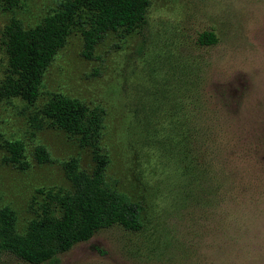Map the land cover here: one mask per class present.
Here are the masks:
<instances>
[{
  "label": "rangeland",
  "instance_id": "374dc122",
  "mask_svg": "<svg viewBox=\"0 0 264 264\" xmlns=\"http://www.w3.org/2000/svg\"><path fill=\"white\" fill-rule=\"evenodd\" d=\"M63 1L0 7V81L5 25L33 27ZM207 31L217 42H200ZM84 50L75 30L34 102L0 99V207L16 211L18 230L43 190L71 186L67 160L94 166L91 148L40 111L59 93L100 112L106 180L141 205L143 228H102L56 264H264V0H150L144 25ZM7 140L24 143V163ZM0 264L31 263L0 253Z\"/></svg>",
  "mask_w": 264,
  "mask_h": 264
},
{
  "label": "trees",
  "instance_id": "16d2710c",
  "mask_svg": "<svg viewBox=\"0 0 264 264\" xmlns=\"http://www.w3.org/2000/svg\"><path fill=\"white\" fill-rule=\"evenodd\" d=\"M19 2L0 0V7L11 10ZM149 4L150 0H64L57 11L33 27L26 28L12 18L1 36L8 67L0 81V99L20 97L34 102L45 69L75 30L82 33L84 55L90 57L107 32H131L144 25ZM200 42L213 44L217 37L207 31ZM40 111L51 125L77 135L81 146L91 148L94 166L88 171L80 167L78 158L67 160L64 170L71 186L43 190L42 200L32 205L35 216L24 232L18 230L16 211L9 205L0 207V253H11L31 264H56L59 254L89 240L102 228L120 225L140 231L141 205L106 180L108 158L100 145V112L59 93ZM6 148L12 160L24 163L21 140H7ZM35 154L41 161L49 160L43 145L36 147Z\"/></svg>",
  "mask_w": 264,
  "mask_h": 264
}]
</instances>
